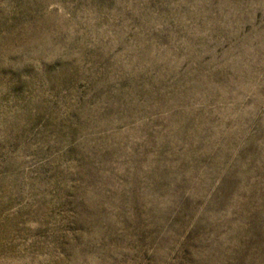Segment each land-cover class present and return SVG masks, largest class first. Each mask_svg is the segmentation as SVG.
<instances>
[{"label": "rangeland", "instance_id": "374dc122", "mask_svg": "<svg viewBox=\"0 0 264 264\" xmlns=\"http://www.w3.org/2000/svg\"><path fill=\"white\" fill-rule=\"evenodd\" d=\"M0 264H264V0H0Z\"/></svg>", "mask_w": 264, "mask_h": 264}]
</instances>
